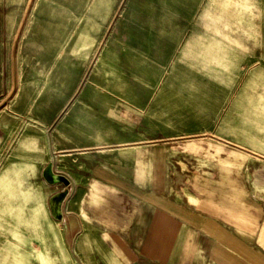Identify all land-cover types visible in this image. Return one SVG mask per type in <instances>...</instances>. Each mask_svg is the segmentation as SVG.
<instances>
[{
	"label": "rangeland",
	"instance_id": "rangeland-1",
	"mask_svg": "<svg viewBox=\"0 0 264 264\" xmlns=\"http://www.w3.org/2000/svg\"><path fill=\"white\" fill-rule=\"evenodd\" d=\"M154 146L264 190V0H0V264H119L51 216L42 168Z\"/></svg>",
	"mask_w": 264,
	"mask_h": 264
},
{
	"label": "crops",
	"instance_id": "crops-1",
	"mask_svg": "<svg viewBox=\"0 0 264 264\" xmlns=\"http://www.w3.org/2000/svg\"><path fill=\"white\" fill-rule=\"evenodd\" d=\"M109 149L64 147L50 160L69 178L59 219L69 236L88 244L95 234L119 264H264L258 167H196L180 149Z\"/></svg>",
	"mask_w": 264,
	"mask_h": 264
},
{
	"label": "water",
	"instance_id": "water-1",
	"mask_svg": "<svg viewBox=\"0 0 264 264\" xmlns=\"http://www.w3.org/2000/svg\"><path fill=\"white\" fill-rule=\"evenodd\" d=\"M43 176L49 183H56L58 181L62 182L66 187L64 189H60L57 192L51 194L48 198L49 201V209L50 214L56 219H61L62 216V203L63 199L66 196L68 190L67 186L69 184V178L61 173L57 172L53 169V162L49 161L44 167L42 168Z\"/></svg>",
	"mask_w": 264,
	"mask_h": 264
}]
</instances>
